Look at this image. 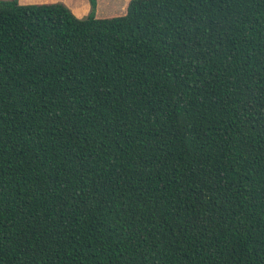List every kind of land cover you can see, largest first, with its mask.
<instances>
[{"label":"trees","instance_id":"1","mask_svg":"<svg viewBox=\"0 0 264 264\" xmlns=\"http://www.w3.org/2000/svg\"><path fill=\"white\" fill-rule=\"evenodd\" d=\"M0 264H264V0H0Z\"/></svg>","mask_w":264,"mask_h":264},{"label":"rangeland","instance_id":"2","mask_svg":"<svg viewBox=\"0 0 264 264\" xmlns=\"http://www.w3.org/2000/svg\"><path fill=\"white\" fill-rule=\"evenodd\" d=\"M129 0H97L95 9L91 8L90 0H20L21 4H44V3H62L81 20L89 15L94 18H106L124 13L126 3Z\"/></svg>","mask_w":264,"mask_h":264},{"label":"crops","instance_id":"3","mask_svg":"<svg viewBox=\"0 0 264 264\" xmlns=\"http://www.w3.org/2000/svg\"><path fill=\"white\" fill-rule=\"evenodd\" d=\"M19 2H20V0H19ZM44 4H51V3H44ZM127 4V3H126Z\"/></svg>","mask_w":264,"mask_h":264}]
</instances>
